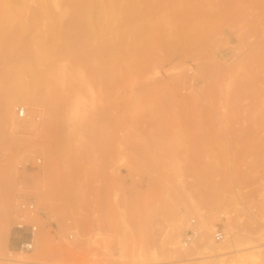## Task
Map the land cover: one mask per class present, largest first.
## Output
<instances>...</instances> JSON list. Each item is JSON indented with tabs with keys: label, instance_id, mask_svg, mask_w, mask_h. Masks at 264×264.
I'll use <instances>...</instances> for the list:
<instances>
[{
	"label": "rangeland",
	"instance_id": "obj_1",
	"mask_svg": "<svg viewBox=\"0 0 264 264\" xmlns=\"http://www.w3.org/2000/svg\"><path fill=\"white\" fill-rule=\"evenodd\" d=\"M50 1L67 8L13 1L15 49L0 57V264H264V0H118L89 45L114 43L97 70L62 41L57 55L41 47ZM20 51L35 54L21 68ZM18 85L35 96L18 97L8 115L2 103ZM21 196L54 222L24 253ZM229 212L240 250L162 252L176 221L182 241L192 218L213 220V241Z\"/></svg>",
	"mask_w": 264,
	"mask_h": 264
},
{
	"label": "bare ground",
	"instance_id": "obj_2",
	"mask_svg": "<svg viewBox=\"0 0 264 264\" xmlns=\"http://www.w3.org/2000/svg\"><path fill=\"white\" fill-rule=\"evenodd\" d=\"M13 1L14 0H0V2L2 3V8L0 10V57L3 56L7 57L6 54L8 53V51L15 49V47L12 46L11 43L17 34L14 33L15 31L13 32L9 28L11 27V20H13L14 17L20 18L22 15V11L14 8ZM117 1L118 0H108L107 6H105L106 3H104L102 0H65V6L67 8L64 9L62 12L53 11V8L56 7L55 6L56 4L54 2L50 1L47 3H42L41 8L48 15L50 19V24L47 32L48 38L45 39V36L43 34L39 35V40L42 45L41 47H43L45 50L50 52V54L57 55L58 49L60 47L58 41H62L63 42L62 44L64 46H68L71 49L70 53L73 57L76 58L75 59L76 61L84 62L85 60H87L91 63L92 69L97 70L99 68L101 61H104L103 59H108L105 57H108V55L113 51L112 47L114 43L108 44L105 47L97 46L94 48H89V45L90 43L98 42L100 38H102L103 34H105L104 27L102 26L103 20L105 18H108V20L116 19V14H117L116 9H118ZM119 10L122 11L121 9ZM125 11L128 10L125 9ZM64 14H69V17L71 18L70 22L67 25H64V20H63ZM92 18H95V23H94L95 26L81 25L82 21L89 22ZM21 26L24 28L26 27V25H21ZM48 40L56 41V45L46 46L45 42H48ZM34 55L35 54L32 51H28L26 52V54L20 51V52H16V55H14L15 58L14 60L17 63V65L21 68L28 63L29 59H33ZM51 66L52 63L49 61L46 68V73L49 72L50 69H52ZM21 73H22V69H18L17 74L20 75ZM26 95L35 96L34 89L25 87L24 85L23 86L18 85L14 88V90L9 92L6 100L3 101L2 103L3 107L8 111V115H10V111L12 110L13 104L19 101L18 97L26 96ZM12 119H13V115H12ZM11 125L13 127L17 126L15 118L11 121ZM229 219H227L225 223ZM228 224H230L231 231L234 234L233 239L231 238V241H229L228 238L230 237V232L226 227V230L228 232V236L226 237V239L223 241L215 242L212 235V239L214 241L213 242L211 241L210 236L208 235V233L211 231L213 220L212 223L203 222L202 225H201V221L198 222L196 227L198 228L200 234L196 242L190 248L185 249L182 247L183 246L182 241H180L181 238L179 234V225L181 224L177 223L176 221V223L171 225L167 233H165L166 234V236L164 237L165 241L160 244V248L162 249V252L167 256L181 257L183 255L179 251V247H180L182 248V251H186L185 252L186 255L184 257L185 260H193L208 256L210 257L215 255L217 256L222 255L224 253H227V250L232 246L235 247V250H240L241 248L240 249L237 248L240 245L239 243L240 235L238 233V230L236 229L234 224L230 222H228ZM250 246L252 247V245ZM253 256L255 259L256 255L253 254ZM249 257L252 258V255L250 254ZM1 259H5L8 263L9 262L12 263L13 261L12 258L2 257Z\"/></svg>",
	"mask_w": 264,
	"mask_h": 264
},
{
	"label": "built area",
	"instance_id": "obj_3",
	"mask_svg": "<svg viewBox=\"0 0 264 264\" xmlns=\"http://www.w3.org/2000/svg\"><path fill=\"white\" fill-rule=\"evenodd\" d=\"M17 116L25 118L27 116V108L25 106L18 105L15 107ZM38 163H41V158L37 159ZM28 166V164H27ZM18 220L14 225L15 230L18 232L16 237L17 250L21 253L30 252L34 250L37 235L42 227L50 228L54 226V222L50 221L48 216L42 212L36 205L35 201L31 197L21 196L18 204ZM231 215L229 213H222V222L218 223L212 233L215 242L223 241L228 236L225 222ZM191 227L187 230L182 239V247L190 248L197 240L200 232L197 225L196 218H192L190 221ZM73 234L69 235V238H73Z\"/></svg>",
	"mask_w": 264,
	"mask_h": 264
}]
</instances>
